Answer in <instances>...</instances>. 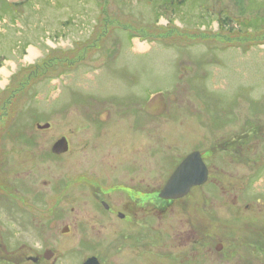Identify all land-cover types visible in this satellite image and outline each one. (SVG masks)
Wrapping results in <instances>:
<instances>
[{
  "label": "rangeland",
  "instance_id": "1",
  "mask_svg": "<svg viewBox=\"0 0 264 264\" xmlns=\"http://www.w3.org/2000/svg\"><path fill=\"white\" fill-rule=\"evenodd\" d=\"M101 113L132 148L169 146L172 166L252 118L262 148L264 0H0V196L19 200L17 219L0 207V231L10 229L16 257L51 251L44 264H81L93 254L76 246L75 221L90 208ZM62 137L70 149L54 156ZM118 150L102 156L123 160ZM42 209L63 216L43 230Z\"/></svg>",
  "mask_w": 264,
  "mask_h": 264
},
{
  "label": "flooded vegetation",
  "instance_id": "2",
  "mask_svg": "<svg viewBox=\"0 0 264 264\" xmlns=\"http://www.w3.org/2000/svg\"><path fill=\"white\" fill-rule=\"evenodd\" d=\"M105 115L91 119L99 150L86 203L90 208L81 209L75 221L76 246L91 245L89 258L99 264H264V180L259 177L264 173V146L258 143L255 118L239 122L241 131L231 141L210 144L204 151L182 150L179 163L172 166L165 163L172 156L169 146L145 143L132 148L124 143L122 133L101 127L110 119H103ZM216 137L209 135L208 141ZM117 142L123 160L106 162L103 151L116 148ZM195 152L206 166L205 182L182 198H161L175 170ZM152 160L154 165L149 163ZM160 165L166 167V175ZM152 171L157 175H150ZM14 195L2 194L0 207L17 219L19 200ZM42 212L49 216L42 219L43 230L54 216H63L62 209ZM60 232L69 235L70 225ZM13 237L10 229L0 231V264H44L53 258H45L48 251L42 257H16L14 250L7 249L14 245L9 242Z\"/></svg>",
  "mask_w": 264,
  "mask_h": 264
},
{
  "label": "water",
  "instance_id": "3",
  "mask_svg": "<svg viewBox=\"0 0 264 264\" xmlns=\"http://www.w3.org/2000/svg\"><path fill=\"white\" fill-rule=\"evenodd\" d=\"M51 125H37L39 130H48ZM55 155H63L69 151V143L65 137L54 143L51 149ZM207 176L206 166L199 152L189 155L175 170L166 186L162 190L160 197L163 199H178L189 193L192 187L202 185ZM64 230L63 233H66ZM53 253L48 251L45 254L46 259H51ZM84 264H99L96 258H89Z\"/></svg>",
  "mask_w": 264,
  "mask_h": 264
},
{
  "label": "bare ground",
  "instance_id": "4",
  "mask_svg": "<svg viewBox=\"0 0 264 264\" xmlns=\"http://www.w3.org/2000/svg\"><path fill=\"white\" fill-rule=\"evenodd\" d=\"M136 49H137L138 51H143V50L147 49V45H145V44H143V43H141V42H137V43H136ZM35 55H36V50H31V51H30V57H34ZM2 73L5 74V75L8 74L6 69H4V70L2 71Z\"/></svg>",
  "mask_w": 264,
  "mask_h": 264
},
{
  "label": "trees",
  "instance_id": "5",
  "mask_svg": "<svg viewBox=\"0 0 264 264\" xmlns=\"http://www.w3.org/2000/svg\"><path fill=\"white\" fill-rule=\"evenodd\" d=\"M29 143V142H28Z\"/></svg>",
  "mask_w": 264,
  "mask_h": 264
}]
</instances>
